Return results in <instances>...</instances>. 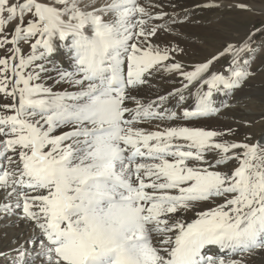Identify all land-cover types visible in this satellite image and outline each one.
Returning <instances> with one entry per match:
<instances>
[{
	"label": "snow or ice",
	"instance_id": "6c2138e0",
	"mask_svg": "<svg viewBox=\"0 0 264 264\" xmlns=\"http://www.w3.org/2000/svg\"><path fill=\"white\" fill-rule=\"evenodd\" d=\"M178 7L0 0V264H264V136L197 126L264 77V21L189 63Z\"/></svg>",
	"mask_w": 264,
	"mask_h": 264
},
{
	"label": "bare ground",
	"instance_id": "6f19581e",
	"mask_svg": "<svg viewBox=\"0 0 264 264\" xmlns=\"http://www.w3.org/2000/svg\"><path fill=\"white\" fill-rule=\"evenodd\" d=\"M162 2L167 4L168 0ZM173 2L180 5L175 11L185 22L177 26L178 35L161 37V39H167L184 48L185 54L181 59L189 63L210 57L223 46L225 40L238 39L255 20L264 21V0H243L252 6V12L235 10L232 7L235 0H214L221 5L214 9H194V4L203 3L204 0H173ZM184 9L188 10L186 19ZM165 11L173 10L166 7ZM219 23H223L221 28ZM216 67L219 68L220 65ZM169 79L165 77L164 80L157 81L161 92L172 87V84L168 83ZM223 99L230 106L222 109L216 117L199 122L197 126L211 130H227L229 127L242 129L238 135L229 137L237 141L243 140L246 134L254 137L264 136V104H260L261 101L264 102V77L250 81L245 88L235 94L234 98ZM26 231L23 226L9 227L0 223V251L8 250L7 237H14Z\"/></svg>",
	"mask_w": 264,
	"mask_h": 264
},
{
	"label": "rangeland",
	"instance_id": "374dc122",
	"mask_svg": "<svg viewBox=\"0 0 264 264\" xmlns=\"http://www.w3.org/2000/svg\"><path fill=\"white\" fill-rule=\"evenodd\" d=\"M221 18H222V17H221ZM260 23H261V21L258 20V19L254 21V25L257 26V27H259ZM219 24H220V28H221L222 25H223V23H219ZM260 104H264V102L261 101ZM237 105H238V104H237ZM241 130H242V129H237L238 133H239V132L241 133V132H242ZM237 135H238V134H237Z\"/></svg>",
	"mask_w": 264,
	"mask_h": 264
}]
</instances>
